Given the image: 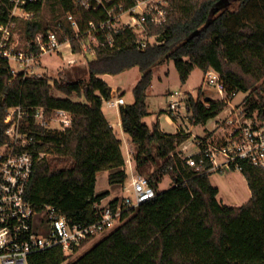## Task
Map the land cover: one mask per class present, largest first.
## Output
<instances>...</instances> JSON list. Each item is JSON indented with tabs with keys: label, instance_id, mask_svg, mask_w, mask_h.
<instances>
[{
	"label": "trees",
	"instance_id": "trees-1",
	"mask_svg": "<svg viewBox=\"0 0 264 264\" xmlns=\"http://www.w3.org/2000/svg\"><path fill=\"white\" fill-rule=\"evenodd\" d=\"M44 1L26 5L36 14L34 20L24 22L30 39L39 33L46 35L48 30L39 20ZM164 1L168 4L166 20L155 24L149 19L147 29L149 36H158L159 44L139 49L137 35L130 27L113 32L114 46L107 32L98 34L89 82L56 84L65 97L52 94L46 77H15L10 61L0 58V145L9 140L5 122L8 108L21 105L30 112L36 107L71 112L73 125L66 130H48L31 117L23 120L21 130L34 138L30 147L34 168L26 197L36 211L53 206L75 224L93 223L95 205L110 195L96 194L98 173L109 171L110 183L119 186L129 177L122 141L103 112L113 89L99 76L118 75L137 67L142 77L133 89L135 101L120 107L121 121L135 145L137 173L158 165L147 177L157 196L126 211L122 225L68 264H264V171L244 164L242 174L252 196L238 207L224 205L211 181L213 174H198L177 154L178 146L191 136L166 134L158 124L151 128L144 121L149 116L147 92L154 68L170 60L183 84L196 68L204 73L213 69L229 93L252 91V96L258 95L263 103L264 83H259L264 80V7L257 14L248 10L254 0ZM78 2L59 0L63 11L79 20L78 38L71 27L65 31L73 50L82 52L80 41L107 16L103 10H88ZM237 2L238 10L232 11ZM135 5L136 0H113L110 7L119 12ZM12 6V0H0V24L11 20ZM243 18L252 22L245 23ZM58 36L61 42L66 40ZM73 94L84 97L85 102L72 100ZM201 96L202 92L186 99L193 125H205L225 106V102L210 99L207 107ZM64 162L68 164L60 167ZM166 175H170L172 187L160 191ZM119 202L120 198H115L110 204L115 208ZM69 256L62 247H56L34 254L30 264H64Z\"/></svg>",
	"mask_w": 264,
	"mask_h": 264
},
{
	"label": "built area",
	"instance_id": "built-area-1",
	"mask_svg": "<svg viewBox=\"0 0 264 264\" xmlns=\"http://www.w3.org/2000/svg\"><path fill=\"white\" fill-rule=\"evenodd\" d=\"M12 1L11 20L7 24H0V58L18 61L30 68L31 74H35L32 67L37 58L45 53L60 52L64 43L56 31L49 30L46 35L38 34L32 40L29 52L14 53L8 48V42L17 27L16 20H33L36 14L27 10L26 5L37 0ZM78 3L88 10H103L106 13V19L87 32V35L93 36L95 46L99 45L97 35L102 32H107L110 45L114 46L113 32L124 27L133 29L139 49L144 50L161 42L158 36H149L147 29L149 19L155 24L166 20L168 4L164 0H136L134 7L129 10L120 8L119 12L116 7H110L113 0H79ZM69 19L75 25L78 38L79 20L72 15ZM85 50L95 53L94 47ZM28 72L12 70V75L32 77ZM205 75L208 84L218 91L221 97L219 101L225 102V106L211 119L215 122L214 127L206 129L203 136H197L192 146L186 145L188 140L178 146V156L198 174H242L244 164L264 171V102L260 101L258 95L252 96V91L234 90L229 93L221 75L213 69ZM260 83L263 84L264 80ZM240 93H244V97L234 103ZM172 96L179 98L170 100L169 111L179 119L182 116L181 107L186 106V96H180L179 93ZM106 102L110 107L119 109L126 105L122 95L117 98L112 96ZM205 104L209 107L206 100ZM31 109L30 112L21 105L7 109L5 122L9 126L6 131L9 140L0 145V264H30L34 254L56 247H62L67 256L74 254L76 247L80 248L86 241L120 226L126 211L138 208L157 196L149 179L138 174L136 166L128 161L129 177L122 187L128 193L115 208L110 203L96 204V219L93 223L75 224L53 206L36 211L26 197L34 168V153L30 148L34 138L21 130L22 121L31 117L36 125L48 129L52 120L59 129L66 130L73 125V114L65 109H53L50 112L44 107ZM194 147L197 150L189 152Z\"/></svg>",
	"mask_w": 264,
	"mask_h": 264
},
{
	"label": "rangeland",
	"instance_id": "rangeland-1",
	"mask_svg": "<svg viewBox=\"0 0 264 264\" xmlns=\"http://www.w3.org/2000/svg\"><path fill=\"white\" fill-rule=\"evenodd\" d=\"M239 3H235L230 9L232 11H237ZM264 7V0H254L252 1L249 12L260 13ZM75 15L72 13H66L63 11L59 0H45L41 15L39 20L43 23V26L48 28L46 34L49 30H56L59 34L63 35L66 40L63 42L64 46L62 50L58 53L50 52L45 53L39 56L33 65L32 69L35 74H31V69L22 66L18 61L10 60L11 69L15 72H28L30 76L36 77H46L51 86L52 94L57 97H65V94L57 88V85H67L71 82L80 80L83 84L88 83L90 80V71L89 65L92 60L96 58L95 53L86 51L85 48L96 47L95 42L93 41V36L88 34L84 36L80 41L82 52H75L73 50V44L71 37L67 38L65 27H71L75 32V25L70 21L69 16ZM36 18V17H35ZM34 18V19H35ZM33 19V20H34ZM125 19H127L125 17ZM21 21V23H20ZM17 27L12 31L10 40L8 42V48L13 50L14 53L29 52L31 50L29 44L33 39L28 37L25 29V20L17 19ZM243 22L250 24L248 18H243ZM243 32H248V30H242ZM44 34V33H39ZM206 73H204L200 68H196L186 84H183L180 80L179 73L175 67L173 60L165 61L163 64L158 65L154 68L152 85L149 88L147 95L148 110L150 112L149 116L145 118V122L152 128L155 122L158 121L159 116L163 115L160 119L164 129L167 132L183 133L190 135V139L186 142V145L192 146L195 143V138L197 136H203L206 129H211L214 127L215 122L209 120L205 125H193L190 121L191 114L187 112L186 106L181 107L182 116L176 118L177 130L175 126L169 125L168 117H170L169 106L170 100L178 99V96L175 93H179L180 96H186V99L189 95L198 97L200 92H202V99L205 97L210 98L215 101L221 100L218 91L208 84ZM142 77V73L139 68H133L127 70L118 75H106L104 80L114 88L116 98L119 95H122L126 101V104H132L135 101L133 95V89L139 80ZM262 82V81H261ZM57 84V85H56ZM261 83H259L260 85ZM113 92V91H112ZM113 96V95H112ZM244 97V93H240L234 100V103H238ZM72 100L85 102L84 97L73 94L71 96ZM203 102L205 100L203 99ZM109 106V105H108ZM23 121L22 125L23 126ZM48 130H61L59 129L56 122L50 120V127ZM194 147L189 152L196 151ZM123 153L127 162H132L136 166L135 154L136 149L131 142L123 143ZM49 156V155H48ZM51 156V155H50ZM68 163H60L59 166H66ZM162 164V161L159 162ZM158 165L150 166L147 171L141 173V175L150 177ZM130 171V170H129ZM109 171H103L97 175V184H96V194H101L105 192H110L108 199H113V197L118 196L120 199L126 195L128 192L124 190L119 185H112L109 181ZM244 177L241 173H229V174H213L211 179L213 182L219 183L223 186L222 198L225 201L230 202V205L241 206L247 203L249 199L247 187L242 179ZM172 187V179L170 175H166L162 182L160 183V191H165ZM109 201L105 200L102 202L103 205H107ZM124 221L122 222V224ZM121 224V225H122ZM112 231H108L99 236L94 237L91 240L86 241L76 253L71 254L64 264H68L71 261L76 260L81 255L86 253L90 248L94 246L95 243L100 241L103 237L108 235Z\"/></svg>",
	"mask_w": 264,
	"mask_h": 264
},
{
	"label": "crops",
	"instance_id": "crops-1",
	"mask_svg": "<svg viewBox=\"0 0 264 264\" xmlns=\"http://www.w3.org/2000/svg\"><path fill=\"white\" fill-rule=\"evenodd\" d=\"M104 76H106V75H100L99 77L102 78V79L104 80V78H103ZM109 86H110V85H109ZM110 87H111V86H110ZM111 88H112V87H111ZM112 89H113L112 95L114 96V95H115L114 93H115L116 90H115L114 88H112ZM116 92H117V91H116ZM147 99H148V96H147ZM147 105H148V103H147ZM148 111H149V110H148ZM103 112H104L106 118L108 119V121L110 122L111 126L114 128V131H115L117 137L122 141V149H123V143H124V142H131L132 145H133L134 148H135V145H134L133 142L131 141L130 136L124 132V129H123V127H122V121H121L120 109H119V108H113V107L108 106L107 102L105 101L104 104H103ZM169 112H170V113H169V114H170V117L167 115V117H168L167 119H168L169 125L175 126V127H176V130H177V125H178L179 123H177V119L174 117V115L172 114V112H171V111H169ZM149 114H150V112H149ZM162 116H163V115L159 116L158 121L155 122L154 125L158 124L159 127H160V129H161V131H162L163 133H166V134H176V131H174V132H167V131L164 129V127H163V125H162V123H161V121H160V119H161ZM144 121H145V120H144ZM154 125L152 126V128L154 127ZM217 174H218V173H217ZM232 174H235V173H232ZM242 179H243V181H244V183H245V185H246V187H247V191H248V195H249V199H248V201H249L250 198H251V196H252V193H251V190H250V188H249V186H248V183H247L246 178H245V177H242ZM211 181H212V179H211ZM212 183H213V185H214L215 187H217V188L219 189V195H218V199H219V201H220L221 203H223L224 205H230V204H231L230 202L225 201L224 198H222V195H224V194H223V186L220 185L219 183H216V182H213V181H212ZM109 196H110V195H109ZM109 196H108L107 198H105L102 202H104L105 200H107V201H109V203H110V202H111L112 200H114L115 198H119L118 196H115V197H113V199H108ZM248 201H247V202H248ZM245 204H246V203H245ZM230 206H233V205H230ZM237 207H238V206H237Z\"/></svg>",
	"mask_w": 264,
	"mask_h": 264
},
{
	"label": "water",
	"instance_id": "water-1",
	"mask_svg": "<svg viewBox=\"0 0 264 264\" xmlns=\"http://www.w3.org/2000/svg\"><path fill=\"white\" fill-rule=\"evenodd\" d=\"M210 100V98H206V102H208Z\"/></svg>",
	"mask_w": 264,
	"mask_h": 264
}]
</instances>
